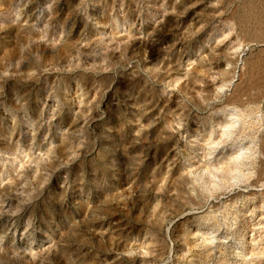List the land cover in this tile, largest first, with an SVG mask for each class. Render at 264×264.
Masks as SVG:
<instances>
[{
  "label": "rangeland",
  "instance_id": "374dc122",
  "mask_svg": "<svg viewBox=\"0 0 264 264\" xmlns=\"http://www.w3.org/2000/svg\"><path fill=\"white\" fill-rule=\"evenodd\" d=\"M0 264H264V0H0Z\"/></svg>",
  "mask_w": 264,
  "mask_h": 264
}]
</instances>
